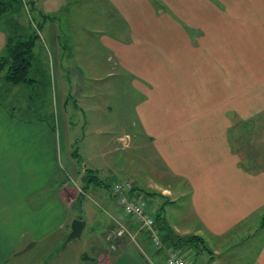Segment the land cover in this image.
Returning a JSON list of instances; mask_svg holds the SVG:
<instances>
[{
  "label": "crops",
  "instance_id": "obj_1",
  "mask_svg": "<svg viewBox=\"0 0 264 264\" xmlns=\"http://www.w3.org/2000/svg\"><path fill=\"white\" fill-rule=\"evenodd\" d=\"M105 3L111 17L101 41L113 64L109 71L132 79L145 140L189 189V214L198 227L176 226L175 232L201 237L212 255L207 264H264L261 218L250 221L264 212V0ZM8 37L0 25V57ZM4 106L0 102V264H166L171 249L156 251L142 232L134 233L140 249L124 236L94 260L72 252L64 257L72 222H86L82 236L87 228L76 209L85 200L108 199L113 224L127 220L136 227L109 189L86 183L85 170L77 175L73 165L63 166L55 127L24 121ZM79 182L87 196L78 193ZM148 189L156 192L148 199L172 192L163 183ZM106 242L112 245L108 234Z\"/></svg>",
  "mask_w": 264,
  "mask_h": 264
},
{
  "label": "rangeland",
  "instance_id": "obj_2",
  "mask_svg": "<svg viewBox=\"0 0 264 264\" xmlns=\"http://www.w3.org/2000/svg\"><path fill=\"white\" fill-rule=\"evenodd\" d=\"M105 5V0H38L37 5L34 0L14 1L13 7L0 18V25L11 37L21 35L24 40H34L29 77L36 82L10 85L5 80V68L0 75V102L17 118L39 120L55 127L62 142L63 166L73 165L79 171L77 175L83 170H95L99 180L110 184L121 178L138 180L145 191H152L148 186L154 187L158 183L170 187L169 199L141 198L156 210L166 202L165 215L174 231L176 226L194 229L199 222L189 214L187 184L167 171L145 140L137 121L134 106L140 97L132 89V79L117 68L109 71L113 64L107 62L109 54L101 41L102 30L111 17ZM73 71L80 72L86 84L79 97L76 96L77 78ZM110 72L119 73V78H108ZM129 135L137 139H122V142L118 139ZM133 140H136L135 148L131 147ZM129 145L130 148H125ZM69 172L72 173L70 169ZM79 184L76 188L82 194L83 182ZM92 198L95 197L92 195ZM106 201V198L96 199L94 205L85 200L76 208L79 215L88 220V225L81 238L66 245L64 257L71 258L72 252L77 257L87 254L94 260V255L102 249H115L116 242L113 241L116 239L110 238L109 234L117 232L120 224H113L106 212H111ZM260 216L254 215L251 224L259 222ZM121 223L129 224L127 220H121ZM133 232L138 233V228ZM88 233L92 240L87 239ZM107 234L111 246L106 242ZM128 242L140 249L138 239L133 241L127 236L124 243ZM162 244L167 250L163 241ZM206 246L200 244L203 247L200 251L179 250L191 264L195 261L207 264L212 255ZM141 249L145 251L146 259L157 262L145 247Z\"/></svg>",
  "mask_w": 264,
  "mask_h": 264
},
{
  "label": "trees",
  "instance_id": "obj_3",
  "mask_svg": "<svg viewBox=\"0 0 264 264\" xmlns=\"http://www.w3.org/2000/svg\"><path fill=\"white\" fill-rule=\"evenodd\" d=\"M14 1L16 0H0V18L11 8L13 7ZM9 34V33H8ZM34 46V40L32 38L23 39V36L17 35L16 37H11L9 34L8 41L6 44V49L4 54L0 57V75L2 70L7 68V74L5 75V80L7 83L13 86H18L21 84L30 85L36 82L35 79L29 77L30 67H31V58L32 50ZM13 114V113H12ZM14 115V114H13ZM76 154L77 157V153ZM86 183L95 181L97 187H102L105 190L111 192L113 185L99 180L97 172L95 170H86L85 172ZM86 188V187H84ZM86 191L82 189L81 196H86ZM133 196L141 198L143 195L146 198L156 195L152 191H139L136 187H133ZM144 196V197H145ZM166 202L160 206L156 211V227L161 233V238L166 247L174 250H179L182 248H188V250L200 251L203 247H200V244H204L201 237L192 235V236H181L178 235L169 225L166 215H165V206ZM260 228L264 230V212L260 221ZM164 246V245H163ZM206 248V247H204ZM164 249V247H163ZM158 250V252H161Z\"/></svg>",
  "mask_w": 264,
  "mask_h": 264
},
{
  "label": "built area",
  "instance_id": "obj_4",
  "mask_svg": "<svg viewBox=\"0 0 264 264\" xmlns=\"http://www.w3.org/2000/svg\"><path fill=\"white\" fill-rule=\"evenodd\" d=\"M133 187L134 185L129 180H118L114 183L110 193L119 205L123 216L128 218L138 228L139 232L148 235L156 251L161 250L163 249V244L155 219L157 210L155 207L148 206L142 198L133 196ZM117 224H120L119 229L117 232L109 234L110 238L117 239L128 236L133 241H136V236L128 225L121 223V221L117 222ZM166 264L191 263L179 251L171 249L166 259Z\"/></svg>",
  "mask_w": 264,
  "mask_h": 264
},
{
  "label": "water",
  "instance_id": "obj_5",
  "mask_svg": "<svg viewBox=\"0 0 264 264\" xmlns=\"http://www.w3.org/2000/svg\"><path fill=\"white\" fill-rule=\"evenodd\" d=\"M73 76L77 78L76 96L79 97L80 92L84 87V79L81 73L78 71H73ZM85 226H86L85 221L79 219L74 220L72 222V231L65 242V246L72 240L81 238Z\"/></svg>",
  "mask_w": 264,
  "mask_h": 264
}]
</instances>
